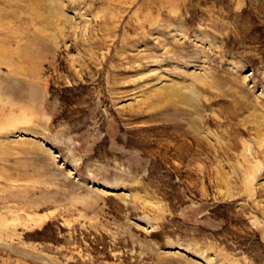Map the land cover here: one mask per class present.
Returning <instances> with one entry per match:
<instances>
[{"label": "rangeland", "instance_id": "374dc122", "mask_svg": "<svg viewBox=\"0 0 264 264\" xmlns=\"http://www.w3.org/2000/svg\"><path fill=\"white\" fill-rule=\"evenodd\" d=\"M53 2L0 0V264H264V0Z\"/></svg>", "mask_w": 264, "mask_h": 264}, {"label": "bare ground", "instance_id": "6f19581e", "mask_svg": "<svg viewBox=\"0 0 264 264\" xmlns=\"http://www.w3.org/2000/svg\"><path fill=\"white\" fill-rule=\"evenodd\" d=\"M45 2H46V4H45L46 13L48 14L49 18L54 19L55 4H54L53 0H45ZM60 2H61L60 6H61L62 11L66 12L67 8H66L65 0H60ZM157 90H158V88L154 89V87H152L151 90H150V93H151L150 95H152L153 93H156ZM156 94H159V93H156ZM244 154H246V153H244ZM244 160H245L246 163H248L247 157L244 158ZM247 167H248V175H247V177L245 179V184L247 186V190H248L249 194H252L251 186H249V185L252 184V180L254 179L255 172H254V167H252V165L250 163H249V165Z\"/></svg>", "mask_w": 264, "mask_h": 264}]
</instances>
